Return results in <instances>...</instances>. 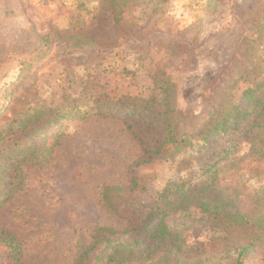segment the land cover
I'll return each mask as SVG.
<instances>
[{"label":"rangeland","instance_id":"rangeland-1","mask_svg":"<svg viewBox=\"0 0 264 264\" xmlns=\"http://www.w3.org/2000/svg\"><path fill=\"white\" fill-rule=\"evenodd\" d=\"M263 117L264 0H0V264H264Z\"/></svg>","mask_w":264,"mask_h":264},{"label":"trees","instance_id":"trees-1","mask_svg":"<svg viewBox=\"0 0 264 264\" xmlns=\"http://www.w3.org/2000/svg\"><path fill=\"white\" fill-rule=\"evenodd\" d=\"M263 79L261 78L258 82H262ZM173 111L172 108L168 107L164 110L165 113H171ZM233 110L228 109V110H224L223 112H221V117L218 118L216 117L215 121L212 122V128L215 127H221V130L224 128L225 126H228V121H230L232 119L233 116ZM261 115L263 114V112L260 113ZM170 116H167L163 121H160L158 123L159 128L164 131V135H161L160 137H158V141H160L161 145H168L170 143H173L174 145L182 142V139L177 137V132L173 131L172 132V127L175 126L173 125L172 121H168L169 119H167ZM176 120L180 119V115L176 116L175 118ZM264 119V117H263ZM210 130V129H209ZM211 131V130H210ZM202 130H199L198 133H201ZM206 134V133H205ZM183 133L180 135L182 136ZM156 149V148H155ZM214 164V163H213ZM215 181V177H211L208 176L205 180L201 181L200 183L196 184L197 187H195L193 189L194 193L190 194L188 193V196L190 198L196 197L199 190L208 182L212 183ZM103 196L105 197V201H107L106 203H110L108 200L111 197V194L104 189L103 191ZM182 197H186V195L181 194ZM236 199V196H232V198L230 200H228V197L224 198V199H220L219 204L217 206H215L213 208V212L217 213V218H215L216 223H218V225L224 230L227 229V227H229V224L227 223L228 219H224V221L221 220L223 214L225 213V209L222 208V206H226V205H233L231 200ZM199 200L201 201L200 197ZM200 206L204 205V202L199 203ZM254 209V208H253ZM252 209V211H253ZM170 211V209L168 210H162L163 216L159 219V221L157 222L155 229H154V237L158 236L160 241H162L164 238H167V246L172 250V248H176V250H180L181 244H178L176 242V239L179 238L178 236V230H173L170 228V226L166 225L165 222L163 221L164 217L166 216V214ZM254 212L253 214H249V215H244V214H240L239 208L236 207L233 212L232 215L235 217L236 221L235 223L240 224L242 229H246V221L249 220V218H253L254 222L256 219V227L258 228H264V214H257L256 216H254ZM253 215V216H252ZM116 231L112 230L110 227H106V226H99L95 229L94 233L91 236V241L89 242V244L79 253V255L77 256V259L75 261L74 264H90L91 258L95 252V250L99 247V245H101L102 243H109V236L114 234ZM226 232V231H225ZM2 231H0V237L2 236ZM4 237V236H3ZM3 237H1V239H3ZM219 240L223 241L225 239V237H223L222 235L218 237ZM251 239H253V236H251ZM253 240H251L250 243H248L245 246H240L239 248V255L240 253L246 249V247L250 246L252 244ZM6 243L8 245H10V247H12L14 249V254H16V256L14 258H16L17 260L20 258V243L18 241H16L13 237L10 238L9 240H6ZM121 245L120 248H114L112 250V252L106 257L105 262L103 264H123V261H125V259L123 260V251L126 249L127 244L122 243V242H116V245ZM159 245L158 243L156 244V246ZM130 250V249H128ZM153 250V249H152ZM152 250L150 249H146L145 253H149ZM239 259L237 258V261Z\"/></svg>","mask_w":264,"mask_h":264}]
</instances>
